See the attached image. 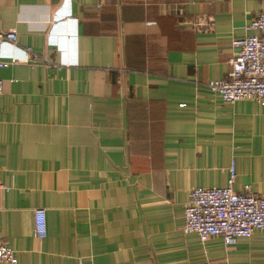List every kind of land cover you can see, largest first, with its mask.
I'll use <instances>...</instances> for the list:
<instances>
[{
  "label": "crops",
  "instance_id": "1",
  "mask_svg": "<svg viewBox=\"0 0 264 264\" xmlns=\"http://www.w3.org/2000/svg\"><path fill=\"white\" fill-rule=\"evenodd\" d=\"M260 12L264 0H0L19 47L1 48L0 234L17 261L0 264H264V230L226 245L182 228L190 191L224 186L231 164L235 190L264 196V105L206 85Z\"/></svg>",
  "mask_w": 264,
  "mask_h": 264
},
{
  "label": "built area",
  "instance_id": "2",
  "mask_svg": "<svg viewBox=\"0 0 264 264\" xmlns=\"http://www.w3.org/2000/svg\"><path fill=\"white\" fill-rule=\"evenodd\" d=\"M246 29L252 33L232 41L238 51L230 59L231 70L227 77L211 80L206 85L225 102L252 99L264 105V12L258 13ZM16 39L14 31L0 32V68L8 64L1 48L9 45L19 50ZM21 51L24 57L19 60L26 63L36 60V55L29 48ZM16 60L11 59L13 62ZM2 90L0 79V94ZM235 178V168L231 164L224 186L195 187L190 191L184 207L182 228L185 232L196 233L202 242L212 236H220L224 244L230 245L240 237L250 236L256 229L264 230V196L255 194L249 187L243 191L235 190ZM8 190L9 187L0 182V192ZM33 216L35 233L40 237L45 236V209H34ZM16 261V250L3 241L0 234V262Z\"/></svg>",
  "mask_w": 264,
  "mask_h": 264
}]
</instances>
